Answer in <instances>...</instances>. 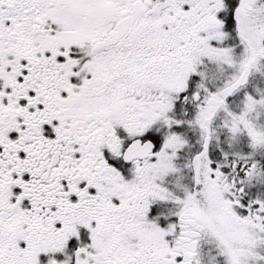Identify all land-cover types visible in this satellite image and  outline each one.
I'll return each instance as SVG.
<instances>
[{
	"label": "snow or ice",
	"instance_id": "1",
	"mask_svg": "<svg viewBox=\"0 0 264 264\" xmlns=\"http://www.w3.org/2000/svg\"><path fill=\"white\" fill-rule=\"evenodd\" d=\"M0 264H264V0H0Z\"/></svg>",
	"mask_w": 264,
	"mask_h": 264
}]
</instances>
